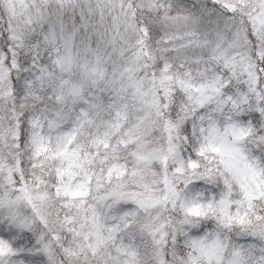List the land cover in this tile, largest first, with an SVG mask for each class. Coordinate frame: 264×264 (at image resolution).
Masks as SVG:
<instances>
[{"label":"clouds","instance_id":"clouds-1","mask_svg":"<svg viewBox=\"0 0 264 264\" xmlns=\"http://www.w3.org/2000/svg\"><path fill=\"white\" fill-rule=\"evenodd\" d=\"M257 6L0 0V229L15 251L8 264H189L191 237L216 242L221 256L198 264H264V194L244 199L224 162L264 169ZM81 97L104 107L85 116ZM117 109L124 116L113 132ZM74 125L72 146L82 154L95 150L101 128L115 148L82 158L69 182L57 175L66 161L50 153ZM226 146L238 152L213 150ZM113 163L121 175L108 174ZM79 182L86 194L70 196L65 185ZM92 213L119 226L95 250L83 219Z\"/></svg>","mask_w":264,"mask_h":264},{"label":"snow or ice","instance_id":"snow-or-ice-1","mask_svg":"<svg viewBox=\"0 0 264 264\" xmlns=\"http://www.w3.org/2000/svg\"><path fill=\"white\" fill-rule=\"evenodd\" d=\"M257 4L258 6L255 8L251 19L253 28L257 31H261L264 30V0H257ZM185 86L190 87L192 85H188L187 82H185ZM70 91L74 96L77 95L79 91L78 86L71 85ZM80 99L83 100L84 104L80 111L84 113L85 116H87L89 110H98L104 107L103 99L88 100L82 97ZM115 115L117 119L109 123V127L112 128L113 132L120 129V118L124 116V113L117 109ZM50 123L53 122L50 121ZM75 127L76 126L74 125L72 130H65L60 133L61 141L57 142L55 150L50 153L52 157H59L61 160L66 161L65 167L57 169V175H67L69 177V182L71 177L77 174V169L83 167L82 158H88L89 155L100 156L102 149H108L110 147L113 149L115 148V145L112 144L110 140L111 133L107 129L101 128L99 133L93 137L95 150L91 154H82L80 151V145L72 146V142L76 137ZM133 139L134 137L130 135L127 137V139L121 137L119 139V144L126 145ZM213 150L220 152L222 157L232 156L234 152H238V149L229 148L227 146L225 148L217 147ZM224 162L231 173L232 180L239 187L244 199L251 200L259 195L264 194V169H258L256 166L247 162L244 164H238L227 159H225ZM190 163L194 164L195 162L191 161ZM0 167H2V165H0ZM116 169L119 170L115 171V175H121L123 169L116 163H113L108 168L107 172L108 174H112ZM82 184L83 182H79L76 186H71L69 183L65 185V188L69 191L70 196L77 197L85 195L87 192L86 184H84L83 187L81 186ZM24 198L29 202L31 200V197L27 191L24 193ZM128 198L135 200L138 204H142V201L136 200L135 194ZM69 219H71V217H69ZM83 219L89 224V230L85 233V236L87 237V235L90 233L93 237V239L90 241V246L93 250L102 245L107 239L106 232L113 233L119 227L116 224H104V222L98 216H96L95 213L89 214L83 217ZM10 234V232L0 229V264H8V261L5 257L15 255L14 242L8 239ZM188 243L191 249H193L196 253L195 255L189 256V264H198V261L201 257H204L209 261L213 259L219 261L221 259V256L215 251L216 242L206 241L203 237H191Z\"/></svg>","mask_w":264,"mask_h":264}]
</instances>
